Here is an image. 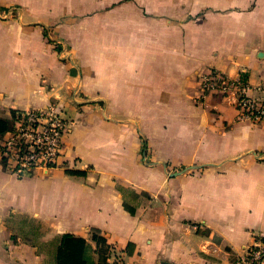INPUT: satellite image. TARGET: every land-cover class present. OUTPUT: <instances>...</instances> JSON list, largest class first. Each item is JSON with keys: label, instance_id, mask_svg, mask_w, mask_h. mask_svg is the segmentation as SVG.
Instances as JSON below:
<instances>
[{"label": "crops", "instance_id": "0c3cea01", "mask_svg": "<svg viewBox=\"0 0 264 264\" xmlns=\"http://www.w3.org/2000/svg\"><path fill=\"white\" fill-rule=\"evenodd\" d=\"M9 5L0 117L57 104L71 121L61 161L75 164L22 177L0 166V264H98L93 232L113 249L106 263L123 264H233L264 240V123L199 88L217 69L263 94L264 0Z\"/></svg>", "mask_w": 264, "mask_h": 264}, {"label": "built area", "instance_id": "2783aa9c", "mask_svg": "<svg viewBox=\"0 0 264 264\" xmlns=\"http://www.w3.org/2000/svg\"><path fill=\"white\" fill-rule=\"evenodd\" d=\"M199 84L202 97L208 93L220 95L236 109L238 120L264 123V81L259 86L263 92L259 97L249 94L246 79L241 76L232 78L217 69L202 74ZM13 120V127L0 136V166L4 171L22 177L59 165L75 164V159L72 163L61 161L64 136L71 121L57 104L15 110ZM112 251L108 249V258ZM106 264L123 263L114 258ZM233 264H264V240L256 238Z\"/></svg>", "mask_w": 264, "mask_h": 264}, {"label": "trees", "instance_id": "16d2710c", "mask_svg": "<svg viewBox=\"0 0 264 264\" xmlns=\"http://www.w3.org/2000/svg\"><path fill=\"white\" fill-rule=\"evenodd\" d=\"M243 79H246L245 76H241ZM15 110L11 111V115L9 117H0V136L3 135L6 131L10 130L13 127L14 120H13V114ZM66 173L71 175H79L84 176L86 174L85 170L80 169H66ZM117 189L122 193L123 197V206L124 208L130 213L134 214L136 209V203H129L125 197L124 189L121 186H116ZM130 192V191H129ZM132 198H136L138 195L134 193L133 191L130 192ZM65 235H62L64 237ZM92 238L96 241V243L99 246V259L98 264H106V258L108 257V249L109 246L105 243V239L102 236H98L96 233H92ZM62 242L60 244V250L58 251V257L61 258V252H62ZM66 256L73 255L72 250H68L65 253ZM73 258V257H72Z\"/></svg>", "mask_w": 264, "mask_h": 264}, {"label": "rangeland", "instance_id": "374dc122", "mask_svg": "<svg viewBox=\"0 0 264 264\" xmlns=\"http://www.w3.org/2000/svg\"><path fill=\"white\" fill-rule=\"evenodd\" d=\"M0 8V16L1 18H5V19H17L18 20V10L13 6V5H9L8 7L6 6V8L4 9ZM44 32L47 34V40L51 43L52 47L54 49H56V51L58 52V55L62 56L65 59H68L70 56L68 55L67 51L70 53V49H67L66 44L64 45V43H62V41L60 39H50L48 37L49 35V28L47 30V27H45ZM62 53V54H61Z\"/></svg>", "mask_w": 264, "mask_h": 264}, {"label": "water", "instance_id": "95a60500", "mask_svg": "<svg viewBox=\"0 0 264 264\" xmlns=\"http://www.w3.org/2000/svg\"><path fill=\"white\" fill-rule=\"evenodd\" d=\"M167 264H172V263H167Z\"/></svg>", "mask_w": 264, "mask_h": 264}]
</instances>
